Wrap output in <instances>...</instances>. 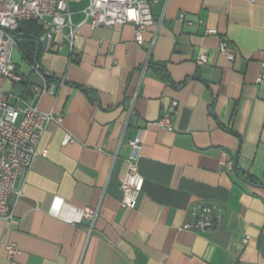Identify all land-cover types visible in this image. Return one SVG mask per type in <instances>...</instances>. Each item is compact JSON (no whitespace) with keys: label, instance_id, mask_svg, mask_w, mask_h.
Wrapping results in <instances>:
<instances>
[{"label":"crops","instance_id":"obj_1","mask_svg":"<svg viewBox=\"0 0 264 264\" xmlns=\"http://www.w3.org/2000/svg\"><path fill=\"white\" fill-rule=\"evenodd\" d=\"M87 4L68 0L74 24L84 20ZM150 11L154 25L141 45L132 24L87 22L72 49L60 39L61 50L46 53L41 26L20 24L15 67L24 82L6 88L26 99L28 84H55L37 107L62 123L48 125L20 194L8 198L12 220L0 218V264H264V82L257 83L264 0H155ZM223 37L235 50L233 61L217 50ZM28 42L31 62L21 51ZM202 54L207 62L199 67ZM171 101L178 107L166 131L156 123ZM139 128L144 183L135 207L123 209L128 141ZM66 135L72 141L63 145ZM222 151L233 160L232 172L219 165ZM60 202L63 212L100 204L92 232L87 222L53 216ZM201 205L219 209L215 228L181 229L194 223ZM6 245L18 253L9 258Z\"/></svg>","mask_w":264,"mask_h":264},{"label":"built area","instance_id":"obj_2","mask_svg":"<svg viewBox=\"0 0 264 264\" xmlns=\"http://www.w3.org/2000/svg\"><path fill=\"white\" fill-rule=\"evenodd\" d=\"M254 2L255 0H249ZM150 2L155 0H88L83 11L84 20L74 24L68 0H0V218L4 222L12 220V210L8 204L10 195H19L21 179L31 168L34 159L38 156V147L41 138L50 123H62V117L52 112H43L38 109L37 103L41 95L53 94L57 86L44 81L41 87L28 84L31 96L24 99L15 95L6 88L9 83L20 84L24 78L17 73L15 64L12 63V54L17 49L16 31L20 24L28 21L37 22L42 30L41 41L43 51L46 53L61 50L65 41L72 49L78 37L80 27L88 22L92 28H113L116 25L132 24L135 27L134 41L141 45L146 29L154 25L150 11ZM184 21V14L178 15ZM201 26L202 21L198 22ZM186 24L192 25L190 21ZM206 34H214L213 30L206 29ZM153 42V40H152ZM218 52L227 60L233 61L235 50L229 46L228 40L223 37L217 47ZM207 56L199 55L195 63L203 66ZM33 72L39 73L37 64L31 65ZM46 76V75H45ZM264 82V64L257 79V83ZM178 107L177 101H171L164 107L157 120V125L166 131H172V119ZM133 114V99L128 103L127 117ZM143 130L136 129L134 136L128 141L130 153L126 158L127 170L121 181L120 190L122 197L120 207L133 209L142 190L144 179L138 171V160L143 147ZM66 135L62 144L71 142ZM42 155H45L43 153ZM219 165L226 172L234 170L233 160L226 151L219 157ZM59 203L53 216L72 225H82L87 222L86 230L91 233L99 215L100 204L95 207L82 208L66 207ZM193 224L185 223L183 230L210 232L215 228L219 219V209L212 205H201L193 212ZM248 237L244 238L246 243ZM7 256L12 258L18 250L14 245H6Z\"/></svg>","mask_w":264,"mask_h":264},{"label":"trees","instance_id":"obj_3","mask_svg":"<svg viewBox=\"0 0 264 264\" xmlns=\"http://www.w3.org/2000/svg\"><path fill=\"white\" fill-rule=\"evenodd\" d=\"M31 24H33V22H31ZM18 28H20V25H19ZM35 28H36V30L38 32L41 31V28H37V27H35ZM17 31H18V29H17ZM17 31L15 32L16 35H17ZM21 51H22V54H23V58L25 60H27L28 62L33 61V58H32L34 56V52H33L34 51L33 42H28V43L23 44V46L21 47Z\"/></svg>","mask_w":264,"mask_h":264},{"label":"rangeland","instance_id":"obj_4","mask_svg":"<svg viewBox=\"0 0 264 264\" xmlns=\"http://www.w3.org/2000/svg\"><path fill=\"white\" fill-rule=\"evenodd\" d=\"M11 60H12V63H13V64H17V63L19 64V62H20V57L18 56V53H17L16 50H14V52H13V54H12V58H11ZM23 69H24V72H28V71H29V68H27L26 65L23 66Z\"/></svg>","mask_w":264,"mask_h":264}]
</instances>
